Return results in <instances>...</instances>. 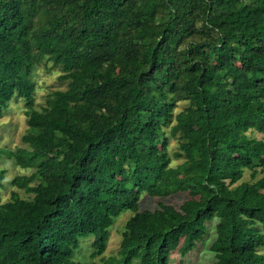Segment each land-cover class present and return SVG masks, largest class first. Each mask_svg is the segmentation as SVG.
I'll return each instance as SVG.
<instances>
[{"label": "trees", "instance_id": "1", "mask_svg": "<svg viewBox=\"0 0 264 264\" xmlns=\"http://www.w3.org/2000/svg\"><path fill=\"white\" fill-rule=\"evenodd\" d=\"M45 58L67 88L36 108ZM14 99L25 147L0 159L33 173L12 181L29 198L0 194V264H85L128 211L102 264H171L215 220L212 264H264V0H0V119Z\"/></svg>", "mask_w": 264, "mask_h": 264}, {"label": "rangeland", "instance_id": "2", "mask_svg": "<svg viewBox=\"0 0 264 264\" xmlns=\"http://www.w3.org/2000/svg\"><path fill=\"white\" fill-rule=\"evenodd\" d=\"M62 71L58 67H54L52 63L47 62V58L37 63L34 67L32 79L35 83V105L39 108L46 103L47 96L56 90H65L66 83L60 81ZM186 104L179 103L175 113L180 112ZM26 103L22 99H14L9 103L7 110L0 119V147L7 151L15 152L19 148L25 147L23 136L28 132ZM168 138V153L172 159V166H177L183 160L175 159L174 153L178 151L180 139L174 137L170 133V126L166 128ZM251 136L257 139H264V135L253 132ZM0 170L6 172V180L3 187L0 188V194L3 202L11 199L12 193L19 194L22 198H29L25 190L13 186L12 181L22 175H30L33 173L31 169H22L16 165L13 159L3 156L0 159ZM250 181V173L247 171L243 179ZM188 199L186 193L174 194L167 198H157L143 196L141 201V210H155L159 204H169L177 209ZM132 216V212L128 211L120 215L114 226L110 230L107 250L103 256L91 258L93 238L83 241L82 247L76 254V259L83 261L85 264H102V259L110 257H118L120 242L122 239V231L126 221ZM217 220L208 224V234L204 242L200 243L192 253L187 257L181 258L178 253H173L171 256V264H212L215 260L214 253L211 251V244L215 239V225ZM264 254V249L261 251Z\"/></svg>", "mask_w": 264, "mask_h": 264}]
</instances>
